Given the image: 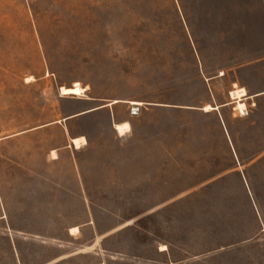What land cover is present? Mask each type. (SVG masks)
<instances>
[{"label": "rangeland", "instance_id": "rangeland-1", "mask_svg": "<svg viewBox=\"0 0 264 264\" xmlns=\"http://www.w3.org/2000/svg\"><path fill=\"white\" fill-rule=\"evenodd\" d=\"M235 81L264 90V0H0V264H264Z\"/></svg>", "mask_w": 264, "mask_h": 264}, {"label": "crops", "instance_id": "crops-1", "mask_svg": "<svg viewBox=\"0 0 264 264\" xmlns=\"http://www.w3.org/2000/svg\"><path fill=\"white\" fill-rule=\"evenodd\" d=\"M224 74H222V76H223ZM239 84V82L238 81H235L234 83H233V85H234V87H235V85L237 86V87H239V88H244L245 89V91H246V96H244L243 97V105H245V107L246 108H249L250 107V105L252 106V107H254V106H256L257 108H256V112H258V113H264V111L263 110H261V106H260V104L259 103H255V101L253 100V98H257V97H261V96H264V90H262V91H259V92H256V93H250L249 92V88L246 86V85H238ZM118 103V102H117ZM235 103V100H234V102L233 103H231V102H229V103H222V104H220V105H216V107L218 106V108H216V109H219L220 107H224V106H226V104L228 105V104H234ZM116 104V103H115ZM112 105H114V104H112ZM111 104H110V106H112ZM108 105H99V106H95V107H91V108H89V109H87V110H84V111H82V112H79V114L78 115H85V114H87V113H92V112H97V111H100V110H102V109H104V108H106ZM236 110V109H235ZM235 114V116L237 117V118H243V117H246V116H239L237 113H234ZM221 120H222V122H223V124H224V126H225V123H224V120H223V118L221 117ZM122 122H128V121H118V122H116V123H122ZM129 123V122H128ZM114 124H115V122L113 123V127H114ZM225 130H226V132H227V134H228V137H229V139H230V136H229V131L227 130V128L225 127ZM129 132H130V130H129ZM128 133V132H127ZM120 136V135H119ZM124 136V135H123ZM72 138H76L75 136L74 137H70L69 138V144H70V146H73L74 147V149H79V148H75V146L71 143V139ZM231 140V139H230ZM231 142V141H230ZM87 144V143H86ZM85 144V145H86ZM85 145H83V146H85ZM83 146H81V147H83ZM80 147V148H81ZM52 151V150H51ZM56 152H57V150H55ZM57 155H58V153H57ZM57 159H58V157H57Z\"/></svg>", "mask_w": 264, "mask_h": 264}, {"label": "bare ground", "instance_id": "bare-ground-1", "mask_svg": "<svg viewBox=\"0 0 264 264\" xmlns=\"http://www.w3.org/2000/svg\"><path fill=\"white\" fill-rule=\"evenodd\" d=\"M27 79H29V78H27ZM85 91H86V88H78V87L68 88V89L65 90V95L81 96ZM231 100H233V99H231ZM233 102H234V100L231 103H233ZM113 103H116V100L113 101L111 104H113ZM131 105L132 106H137V105H139V103L131 102ZM235 105H236V109L237 110H241V111L245 107V105H243L242 102H238ZM114 129L118 132V134L120 136H123L126 132H128L130 130V125H129L128 122L115 123L114 124ZM71 143L75 146V148H80L82 145L85 144V140L83 138H77L76 137V138H72L71 139ZM52 156H53L54 159L57 158V155H56L55 151H52ZM77 229H78L77 227H72L71 228V234L73 232H77L78 231Z\"/></svg>", "mask_w": 264, "mask_h": 264}, {"label": "built area", "instance_id": "built-area-1", "mask_svg": "<svg viewBox=\"0 0 264 264\" xmlns=\"http://www.w3.org/2000/svg\"><path fill=\"white\" fill-rule=\"evenodd\" d=\"M134 106L131 107L130 109V115L131 116H134V115H137L138 112H139V108H133ZM236 109V107L234 108ZM237 114L239 116H246L248 115V108L244 107V109L241 111V110H237Z\"/></svg>", "mask_w": 264, "mask_h": 264}, {"label": "water", "instance_id": "water-1", "mask_svg": "<svg viewBox=\"0 0 264 264\" xmlns=\"http://www.w3.org/2000/svg\"><path fill=\"white\" fill-rule=\"evenodd\" d=\"M133 108H138V106H134Z\"/></svg>", "mask_w": 264, "mask_h": 264}]
</instances>
